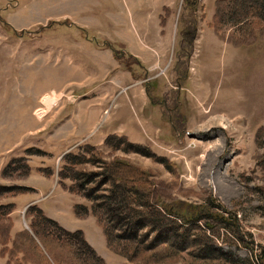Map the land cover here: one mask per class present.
I'll return each mask as SVG.
<instances>
[{"label":"rangeland","instance_id":"obj_1","mask_svg":"<svg viewBox=\"0 0 264 264\" xmlns=\"http://www.w3.org/2000/svg\"><path fill=\"white\" fill-rule=\"evenodd\" d=\"M38 1H22L30 30L0 27V264H264V24L234 45L235 26L219 24L221 40L207 26L217 0H160L174 38L138 77L158 103L145 137H99L104 116L61 138L71 108L100 99L81 77L101 76L111 5Z\"/></svg>","mask_w":264,"mask_h":264},{"label":"crops","instance_id":"obj_2","mask_svg":"<svg viewBox=\"0 0 264 264\" xmlns=\"http://www.w3.org/2000/svg\"><path fill=\"white\" fill-rule=\"evenodd\" d=\"M22 1L14 0L12 7H7L8 3H5V0H0V10L5 11L4 17L0 16L1 28L4 24L13 28L14 31L30 30L27 27L29 23L24 15L26 3ZM52 1L39 0L38 5L41 8V4L46 6V2L50 3ZM56 2L51 3V9L56 7ZM110 5L111 28L107 36L108 45L102 46L103 48L98 50L107 59L106 63H100L99 65L101 76L93 77V82H90L91 77H81L83 78L82 82L94 87V96H100V99L93 103L84 101L78 104L80 106L72 107L65 117L66 125L70 126L71 130L65 135L57 134L61 138H73L76 136L75 133L79 135V132L84 137L92 135L95 132L93 131L94 128L98 123L100 124L104 116H107L108 124L104 130L102 129L99 137L107 133L119 132L128 139L141 140L145 136H142L139 132V126L142 129L144 125L151 126L153 108H156L158 103L151 100L147 85H143L138 77L142 73L145 75L149 69L158 67V60L161 57L158 56L163 44L174 38L175 26L174 23L170 22L168 16V12L171 10L170 5L160 3V0H147L145 5H143V0H110ZM53 16H55V13ZM45 22V20H37L33 26L35 24L44 25ZM207 26L213 31V35L209 34L221 40L214 32L213 27ZM201 29V26L197 28V35ZM27 33L29 34V31ZM16 35L19 36V34ZM148 44L152 46V49L148 48ZM150 49L158 58H156V61L151 59L153 53ZM116 51L130 55L136 62H132L130 65L125 64L121 58L116 56ZM58 57L61 58V56ZM58 57L56 56L52 68L55 80L61 82L62 64L61 59H58ZM133 64L135 67L132 66ZM74 83L78 84L75 81ZM61 90L53 91L61 95ZM123 90L124 95L122 94ZM81 96L87 95L85 93ZM106 107L107 112L105 115L103 110ZM145 110L146 113H144ZM156 112L157 109L154 110V114ZM136 113H139L141 118L136 116ZM62 123L63 121H61L60 127H64ZM57 130L56 132H58Z\"/></svg>","mask_w":264,"mask_h":264},{"label":"trees","instance_id":"obj_3","mask_svg":"<svg viewBox=\"0 0 264 264\" xmlns=\"http://www.w3.org/2000/svg\"><path fill=\"white\" fill-rule=\"evenodd\" d=\"M211 22L214 32L221 38L222 35L220 34V30L218 27L219 24L230 23V26H235L233 32H231V34L227 36V39H229L227 41H230L234 45L245 44L247 41L244 35H247L248 29L252 35L255 27L264 24V0H217ZM235 34L241 37L238 39L234 37ZM183 35L184 37H186L187 35L186 39L188 41V37L191 36L190 29H186ZM107 137L126 140V137L124 135L117 137L116 135L112 134L108 135ZM51 222L57 224V222H55L54 220H52ZM102 231L106 237L105 229L102 228ZM73 232L82 233L81 230H76ZM73 232L65 231V233L67 234H73ZM105 240L106 244L108 245V239L105 238ZM83 243L86 247H89L90 250H93L91 246L85 241V239H83Z\"/></svg>","mask_w":264,"mask_h":264},{"label":"bare ground","instance_id":"obj_4","mask_svg":"<svg viewBox=\"0 0 264 264\" xmlns=\"http://www.w3.org/2000/svg\"><path fill=\"white\" fill-rule=\"evenodd\" d=\"M54 91L50 95H42L40 98V101L42 102V106L36 107L33 110V114L36 116L37 119H40L43 117V115L48 111V109L54 105L55 103V98L53 97Z\"/></svg>","mask_w":264,"mask_h":264}]
</instances>
